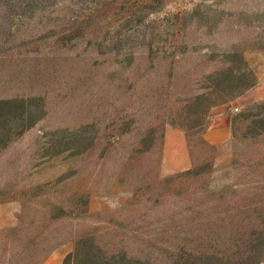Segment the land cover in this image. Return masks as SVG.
I'll list each match as a JSON object with an SVG mask.
<instances>
[{
  "label": "rangeland",
  "instance_id": "rangeland-1",
  "mask_svg": "<svg viewBox=\"0 0 264 264\" xmlns=\"http://www.w3.org/2000/svg\"><path fill=\"white\" fill-rule=\"evenodd\" d=\"M59 249L264 264V0H0V264Z\"/></svg>",
  "mask_w": 264,
  "mask_h": 264
},
{
  "label": "crops",
  "instance_id": "crops-1",
  "mask_svg": "<svg viewBox=\"0 0 264 264\" xmlns=\"http://www.w3.org/2000/svg\"><path fill=\"white\" fill-rule=\"evenodd\" d=\"M205 139L211 145H220L229 140V130L228 128H223L220 131L208 132ZM64 255L65 250L59 249L46 261V264H61Z\"/></svg>",
  "mask_w": 264,
  "mask_h": 264
}]
</instances>
